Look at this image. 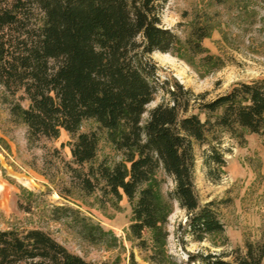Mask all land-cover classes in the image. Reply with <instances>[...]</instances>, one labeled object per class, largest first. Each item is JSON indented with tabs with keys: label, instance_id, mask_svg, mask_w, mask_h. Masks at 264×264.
<instances>
[{
	"label": "trees",
	"instance_id": "1",
	"mask_svg": "<svg viewBox=\"0 0 264 264\" xmlns=\"http://www.w3.org/2000/svg\"><path fill=\"white\" fill-rule=\"evenodd\" d=\"M165 1L0 0V84L13 95L23 91L29 100L10 108L14 120L27 126L28 141L57 138L66 130L78 165L71 167L75 186L87 195L98 190L102 202L115 208L126 197L132 207L128 238L147 252L148 261L179 264L167 254L166 224L174 200L187 210L195 240H214L225 232L213 203H199L195 144H209L205 164L222 168L226 160L218 144L225 134L241 143L247 133L264 134V77L237 82L212 99L175 82L167 88L169 101L150 109L143 123L157 92L150 53H171L202 74L223 64L203 45L213 25L195 20L182 40L162 25ZM234 4L238 19L252 15L247 0ZM85 120L98 128L82 131ZM101 133L122 153L120 160L96 163ZM161 170L174 181L168 196ZM75 220L81 236L93 243L116 240L112 231L85 217ZM195 260L264 264V242L247 241L233 260L214 253ZM0 264L100 263L72 252L41 228H8L0 229ZM130 264H139L134 255Z\"/></svg>",
	"mask_w": 264,
	"mask_h": 264
},
{
	"label": "rangeland",
	"instance_id": "2",
	"mask_svg": "<svg viewBox=\"0 0 264 264\" xmlns=\"http://www.w3.org/2000/svg\"><path fill=\"white\" fill-rule=\"evenodd\" d=\"M247 1L252 15L245 14L241 19L234 0L165 1L162 25L178 33L182 40L195 20L201 24L207 20L213 25L203 45L223 64L202 74V69L193 68L171 53H150L157 92L146 106L143 123L150 109L169 101L167 88L175 87V82L195 93L206 92V99H212L237 82L264 77V1ZM14 102L29 104L23 91L13 95L0 84V229L41 228L72 252L100 264H130L131 255L139 264H158L148 261L147 252L128 238L132 207L127 198L120 201V208H115L102 202L98 190L91 195L79 190L71 169L78 165L72 160L69 133L61 129L57 138L29 142L27 126L11 115ZM97 128L94 120H85L81 130ZM245 138L241 143L229 134L222 137L218 144L226 160L222 168L213 162L205 164L209 144H195L194 183L199 203H213L225 232L214 240H195L188 231L187 210L174 200V211L166 224L170 260L202 264L195 259L208 253L233 260L235 250L244 251L247 241L264 242V134L247 133ZM121 157L122 153L101 133L96 163L112 164ZM159 176L166 178L163 192L168 196L174 190L173 178L163 170ZM75 216L112 231L115 244L83 238Z\"/></svg>",
	"mask_w": 264,
	"mask_h": 264
}]
</instances>
